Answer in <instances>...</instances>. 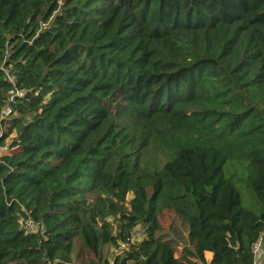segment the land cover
<instances>
[{
  "label": "trees",
  "instance_id": "obj_1",
  "mask_svg": "<svg viewBox=\"0 0 264 264\" xmlns=\"http://www.w3.org/2000/svg\"><path fill=\"white\" fill-rule=\"evenodd\" d=\"M0 133V264H252L264 0H0Z\"/></svg>",
  "mask_w": 264,
  "mask_h": 264
},
{
  "label": "built area",
  "instance_id": "obj_2",
  "mask_svg": "<svg viewBox=\"0 0 264 264\" xmlns=\"http://www.w3.org/2000/svg\"><path fill=\"white\" fill-rule=\"evenodd\" d=\"M10 115V109L5 107L1 112V119H6ZM7 148H0V153H6ZM22 228L26 235L36 233V226L30 221L25 220L22 224ZM251 252L253 256L252 264H264V234L258 238V240L251 246Z\"/></svg>",
  "mask_w": 264,
  "mask_h": 264
},
{
  "label": "rangeland",
  "instance_id": "obj_3",
  "mask_svg": "<svg viewBox=\"0 0 264 264\" xmlns=\"http://www.w3.org/2000/svg\"><path fill=\"white\" fill-rule=\"evenodd\" d=\"M1 133H2V131H1ZM13 136L14 135H11L7 139L6 142H9L10 139H12ZM174 221H175V219L173 218V216L170 213H165L159 218V222H160L161 228H162V230L164 232L168 231L170 227L176 226V223ZM142 237H143L142 229L141 228H137L135 230V232H134V235H133V241H139V240L142 239ZM179 249L180 248H178L177 252L180 251ZM114 253H115V251L110 250L108 256H110V255H112ZM203 260H204L205 263H208V256H206V254L203 255Z\"/></svg>",
  "mask_w": 264,
  "mask_h": 264
},
{
  "label": "crops",
  "instance_id": "obj_4",
  "mask_svg": "<svg viewBox=\"0 0 264 264\" xmlns=\"http://www.w3.org/2000/svg\"><path fill=\"white\" fill-rule=\"evenodd\" d=\"M205 254H206V256H208V262H209V260L211 258V254L210 253H205Z\"/></svg>",
  "mask_w": 264,
  "mask_h": 264
}]
</instances>
